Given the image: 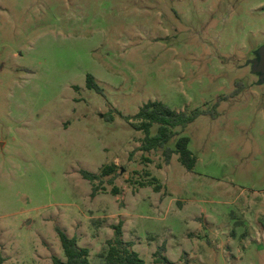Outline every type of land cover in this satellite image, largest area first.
I'll list each match as a JSON object with an SVG mask.
<instances>
[{
	"label": "rangeland",
	"instance_id": "rangeland-1",
	"mask_svg": "<svg viewBox=\"0 0 264 264\" xmlns=\"http://www.w3.org/2000/svg\"><path fill=\"white\" fill-rule=\"evenodd\" d=\"M263 49L264 0H0L3 264L65 260L57 227L104 264L119 222L145 264H264ZM149 101L218 106L167 145L193 171L143 151L124 117Z\"/></svg>",
	"mask_w": 264,
	"mask_h": 264
},
{
	"label": "trees",
	"instance_id": "trees-1",
	"mask_svg": "<svg viewBox=\"0 0 264 264\" xmlns=\"http://www.w3.org/2000/svg\"><path fill=\"white\" fill-rule=\"evenodd\" d=\"M87 88L94 90L99 94L103 93V89L98 84L95 77L91 74L87 76ZM217 105L214 106L212 112H206L196 109L190 113L177 112L170 106L161 101H149L145 103L138 113L133 117H124L130 125L136 130L145 134L143 151L150 152L164 148L165 162L169 164L173 155L180 156V162L188 170L193 171L197 158L189 149L190 138L181 137L176 143V148L167 147L169 142L178 133L177 128L186 129L188 125L195 122L200 116L212 114V117L217 116ZM155 125H158L157 133L152 136L151 131ZM118 167L115 164L105 165L101 169V174L97 175L86 170H81L82 177L92 184L91 196L95 197L99 191H106V188H99L95 183L103 177L115 175ZM153 181H156L155 179ZM152 184V182H150ZM142 187L146 184L141 183ZM160 186H156L155 191L160 190ZM114 195L119 194V190H112ZM113 237L107 240V252L103 256L104 264H145V261L140 257L139 253L133 250V242H125L123 239V223L119 222L113 226ZM56 232L61 241V246L65 255V260L54 257L53 264H92L90 260V250L85 247H80L76 237H70L60 228H56ZM166 245L158 248L154 254L155 264H174L165 255ZM0 264H3V259L0 258Z\"/></svg>",
	"mask_w": 264,
	"mask_h": 264
},
{
	"label": "water",
	"instance_id": "water-1",
	"mask_svg": "<svg viewBox=\"0 0 264 264\" xmlns=\"http://www.w3.org/2000/svg\"><path fill=\"white\" fill-rule=\"evenodd\" d=\"M262 51L264 52V49H263ZM259 65H262L261 69H263L262 71H264V58H263V60H261V63H260ZM259 65H258V66H259ZM256 69H257V71H260V70L258 69V67H257Z\"/></svg>",
	"mask_w": 264,
	"mask_h": 264
}]
</instances>
